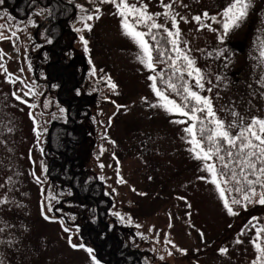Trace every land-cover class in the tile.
<instances>
[{"label": "rangeland", "instance_id": "374dc122", "mask_svg": "<svg viewBox=\"0 0 264 264\" xmlns=\"http://www.w3.org/2000/svg\"><path fill=\"white\" fill-rule=\"evenodd\" d=\"M142 2L148 4L149 12L161 13L158 23L173 27L163 14L161 0ZM163 2L172 3L180 46L202 70L205 89L200 91L211 97L217 114L225 121L233 119L229 110L238 112L245 122L253 116L264 117V85L259 83L264 77V61L259 57L264 49V0H252L248 17L222 41L221 24L206 19L202 22L211 28H200L193 17L204 12L218 15L229 0ZM78 5L89 14L100 9L99 18L89 22L91 31L83 27L79 17L84 13ZM76 7L66 22L68 34L60 56L67 71L77 74L73 93L85 99V135L76 147L81 156L77 167L101 180L108 197L106 225L123 243L139 249L147 264H252L257 255L251 242L255 239L252 225L264 226V205H233L238 214L230 215L215 186L198 179L207 173L188 151L186 125L175 122L185 118L153 106L159 98L148 77L163 73L164 79H173L168 57L174 54L161 56L159 51L156 59L154 50L152 72L139 61L141 50L124 34L113 5L83 0ZM35 9L16 19L0 5L4 35L18 29L16 37L0 39V64L17 81L12 83L0 69V200H7L0 204V228L4 229L0 240L5 241L0 243V264H94V251H86L90 246L79 234L88 209H80L71 186L46 175L48 130L52 123L66 121L67 108L56 95L57 82L45 72L47 61L56 54L39 25L47 9ZM81 36L88 40L87 50ZM184 79L195 83L186 74ZM157 82L166 88L163 79ZM29 90L36 95H24ZM13 93L29 103L16 100ZM168 94L179 102L170 89ZM121 177L125 183L119 182ZM226 195L238 197L234 192ZM45 214L52 219H45ZM220 248H227V253Z\"/></svg>", "mask_w": 264, "mask_h": 264}, {"label": "snow or ice", "instance_id": "6c2138e0", "mask_svg": "<svg viewBox=\"0 0 264 264\" xmlns=\"http://www.w3.org/2000/svg\"><path fill=\"white\" fill-rule=\"evenodd\" d=\"M100 2L114 6L116 11L113 14L121 18L124 34L139 46L141 54L138 59L150 71L155 72L156 69L154 50L160 51L161 56L168 52L174 54L168 57L171 60L170 67L174 69L173 75L182 82H173L171 76L164 79L163 73L149 75L150 87L159 98V104L153 106L162 107L170 114L185 118L175 122L186 125L183 131L187 134L188 151L192 153L194 159L203 164L204 171L207 173L198 179L205 180L215 186L222 199L223 207L230 215L238 214L234 211L233 205H242L245 208L249 204L264 205V117L253 116L245 122L238 112L229 110L233 119L225 121L217 114L211 97L203 95L200 91L205 89V77L202 70L196 66L195 59L180 46V29L177 14L172 11V3H164L161 0L166 10L163 14L167 15L173 24V27H168L157 22L156 18L161 13L149 12L148 4L143 3L142 0L137 3H129V0H100ZM0 3H3V0H0ZM78 7L84 13L79 17L84 22L83 27L91 31L92 26L89 22L99 18L100 9L96 8L93 14H89L83 5H78ZM251 7L252 0H229V3L218 15L210 16L208 12H204L202 15L194 16L193 19L200 28H211V24L202 22L206 19L221 24L223 31L220 40L222 41L229 31L239 27L248 17ZM7 19L13 18L9 16ZM142 26L146 30H141ZM5 27V25L0 24V39H12L17 36L18 29L11 30L10 36H5L3 31ZM153 30L163 31L170 48H162L158 39L160 32ZM76 31L79 32L81 29L77 28ZM149 38L156 42L155 45L149 42ZM80 40L87 50L88 40L83 36L80 37ZM259 57L264 61V49L259 52ZM0 69H3L12 83L17 82L11 79L12 74L3 64H0ZM185 74L195 82L194 85L184 79ZM158 78L163 79L166 88L162 89L158 86ZM108 83L112 89L117 87L110 78ZM259 83L264 85V77L260 79ZM169 89L180 98L179 102L170 97ZM207 91L210 92L211 89L209 88ZM13 95L16 100L29 103L22 95L17 93H13ZM24 95H36V93L29 90ZM44 106L47 107V104ZM30 107L35 108L36 105L31 104ZM117 107L121 106L118 105ZM8 130L11 131V129ZM36 180L38 183L41 182L39 176L36 177ZM119 182L125 183L126 181L121 177ZM9 183H11V177H9ZM233 192L238 194V197L233 195L229 198L226 195V193ZM141 195L144 194L141 193ZM2 203H7V200H0V204ZM49 211H51L50 207ZM113 214L120 217L122 221L124 220L119 212ZM45 219H52V217L45 214ZM251 219L257 221L258 218L252 217ZM60 222L63 223V220ZM252 227L255 228V239L251 242L257 253L252 264H264V226L257 227L256 224H253ZM3 231L4 229L0 228V232ZM64 231L67 232L69 229L65 228ZM201 235L203 234L201 233ZM69 242L71 243V240ZM237 242L240 243L241 241ZM0 243H5V241L0 240ZM7 243L11 244L12 241L9 240ZM71 246L73 248H85L84 244H71ZM86 251L92 254L94 250L89 247L86 248ZM219 251L227 253L228 249L220 248ZM91 259L94 264H100L95 255H91Z\"/></svg>", "mask_w": 264, "mask_h": 264}, {"label": "trees", "instance_id": "16d2710c", "mask_svg": "<svg viewBox=\"0 0 264 264\" xmlns=\"http://www.w3.org/2000/svg\"><path fill=\"white\" fill-rule=\"evenodd\" d=\"M82 1L3 0L0 5L16 19L25 18L32 10L35 11V8L47 9L39 25L44 29V34L50 38V45L55 49L56 54L54 60L47 61L45 72L50 80L57 82L56 95L66 105L67 119L62 123H52L49 127L45 170L50 179L71 186L74 198L81 202L80 209H88L80 223L79 234L82 241L94 250V255L103 264H147L139 249L123 243L113 232V228L106 225L108 197L103 191L101 180L90 177L85 169L77 167L81 156L76 153V147L85 135V125L82 121L85 99L73 93L77 87V74L67 71L60 55L64 48L62 40L68 34L66 22L75 13L76 4ZM159 32L158 39L160 38L162 48H170L163 31L159 30ZM149 42L153 45L156 43L151 40ZM156 52L159 51L155 50V58ZM173 81L182 82L178 81L176 76ZM157 84L163 87L160 82Z\"/></svg>", "mask_w": 264, "mask_h": 264}]
</instances>
